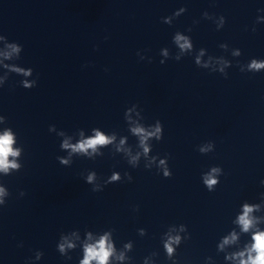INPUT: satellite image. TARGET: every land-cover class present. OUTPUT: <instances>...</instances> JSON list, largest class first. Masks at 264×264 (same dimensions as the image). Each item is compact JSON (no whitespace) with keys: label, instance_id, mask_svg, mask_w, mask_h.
Returning a JSON list of instances; mask_svg holds the SVG:
<instances>
[{"label":"clouds","instance_id":"clouds-1","mask_svg":"<svg viewBox=\"0 0 264 264\" xmlns=\"http://www.w3.org/2000/svg\"><path fill=\"white\" fill-rule=\"evenodd\" d=\"M184 9H181L183 11ZM264 11V10H262ZM173 15H179L178 12H174ZM204 15H208L207 12ZM170 17H163V22H168ZM225 18L221 16V25L220 27H224ZM255 31V29H252ZM182 41V42H181ZM175 42L179 45L181 50L190 49L192 47L189 39L185 36L177 34L175 37ZM14 52H19L20 48L16 47L15 45H10ZM22 47V46H21ZM178 59V58H177ZM163 63V62H161ZM261 69H264V60H258L253 58L250 63L248 64V70L251 72H259ZM19 71V70H17ZM37 86V80L29 82H23V87L26 89H31ZM7 118L3 115H0V122H3ZM51 125L49 129H51ZM133 131L137 134H141L142 139L141 143H144V140L147 138V135H152V133L144 134V129L142 128H135ZM157 132H160V127L158 126L156 129ZM160 139V137H157ZM15 143V136L11 129H5L2 133H0V172L4 173L5 175L9 174L10 169H19L21 165L16 163V161L10 160L9 157H18L20 155V149H16L13 147ZM111 143V138L105 136L100 131H95V135L93 137L84 139L75 145H69L67 141H65L62 145L63 148H71L73 152H82L88 153V150L91 149L92 152H96L98 146H104ZM123 143V141H121ZM149 151L148 147H144V152L147 153ZM201 151H205V149H201ZM60 159V158H58ZM61 163H67L66 160L61 159ZM163 163V162H162ZM219 169L213 168L212 173L217 172ZM165 176L168 177L171 174L165 170ZM119 174L114 173L110 180L108 181L111 183L112 181L119 180ZM94 179V174L89 175L88 181L91 182ZM204 183L207 185L208 190L212 191L213 186L218 183V181L214 178L212 174H209L204 177ZM7 195L6 189L4 187H0V207L6 205V201L3 197ZM25 195L24 192H21V196ZM258 206H249L247 204L244 205L243 213L239 215L237 223L241 226V230L244 233H248L251 229L256 226L257 220L251 215L254 211V208ZM183 230V228H182ZM252 243L250 246L246 247L244 251L234 253L232 256L227 257L228 259H238L239 264H264V231H254L252 232ZM91 234H88V240H91ZM237 239L236 234L233 232L231 236L226 237L224 239L223 244H229L235 242ZM181 242V238L179 236L168 238V241L165 242L164 247L166 249L167 255L169 258L172 257L175 249L173 245H179ZM223 244L220 246L223 248ZM57 251L60 253L61 256H64L66 259L71 260V256L66 252V249H72L75 247L71 242L67 240L66 237L60 235L59 240L57 242ZM114 253V248L112 242L109 240V236L106 233L105 235L101 236L99 240L95 241L94 243L85 242L83 245V258L79 261V264H109V260ZM44 253L42 251H36L35 258L36 260H40L43 257ZM123 259V255L119 257ZM175 264V262H174Z\"/></svg>","mask_w":264,"mask_h":264}]
</instances>
